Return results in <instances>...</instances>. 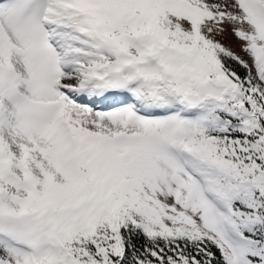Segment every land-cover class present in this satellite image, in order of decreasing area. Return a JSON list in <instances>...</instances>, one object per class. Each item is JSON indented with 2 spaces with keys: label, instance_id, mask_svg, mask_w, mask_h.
<instances>
[{
  "label": "snow or ice",
  "instance_id": "1",
  "mask_svg": "<svg viewBox=\"0 0 264 264\" xmlns=\"http://www.w3.org/2000/svg\"><path fill=\"white\" fill-rule=\"evenodd\" d=\"M0 264H264V0H0Z\"/></svg>",
  "mask_w": 264,
  "mask_h": 264
},
{
  "label": "rangeland",
  "instance_id": "2",
  "mask_svg": "<svg viewBox=\"0 0 264 264\" xmlns=\"http://www.w3.org/2000/svg\"><path fill=\"white\" fill-rule=\"evenodd\" d=\"M216 38L220 40L221 43L225 44V46L232 47L234 51L243 55L245 59H249V57L245 53L241 52L240 42L237 40V38L234 35H232L230 28L228 32H226L223 35H219Z\"/></svg>",
  "mask_w": 264,
  "mask_h": 264
}]
</instances>
